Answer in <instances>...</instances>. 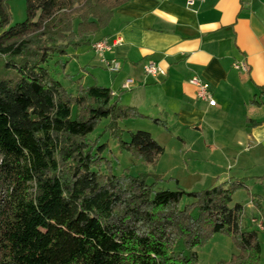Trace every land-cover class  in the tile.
<instances>
[{"label":"trees","instance_id":"1","mask_svg":"<svg viewBox=\"0 0 264 264\" xmlns=\"http://www.w3.org/2000/svg\"><path fill=\"white\" fill-rule=\"evenodd\" d=\"M7 1L0 0V264H200L197 249L217 233L240 249L222 264H260L259 231L244 226V207L233 204L245 181L186 193L158 190L147 175L112 174L105 145L89 140L103 119L120 149L147 164L165 149L146 131L122 138L119 122L144 114L111 88L71 94L55 77L67 49L91 46L132 0H27V18L15 26ZM184 197L193 202L183 205Z\"/></svg>","mask_w":264,"mask_h":264},{"label":"crops","instance_id":"2","mask_svg":"<svg viewBox=\"0 0 264 264\" xmlns=\"http://www.w3.org/2000/svg\"><path fill=\"white\" fill-rule=\"evenodd\" d=\"M116 38L106 58L120 70L105 69L121 104L166 117L178 139L221 165V176L264 169V0H132L94 40ZM148 63L166 75H147ZM193 77L210 84L215 106L197 96Z\"/></svg>","mask_w":264,"mask_h":264},{"label":"rangeland","instance_id":"3","mask_svg":"<svg viewBox=\"0 0 264 264\" xmlns=\"http://www.w3.org/2000/svg\"><path fill=\"white\" fill-rule=\"evenodd\" d=\"M26 3L27 0L7 1L11 26L22 23L27 18ZM92 40L95 41L94 38ZM89 47L67 49L66 55L60 58L61 63L54 65L55 77L71 94H76L79 86L109 87L111 74ZM140 113L144 116L119 122L122 138L129 141L132 132H149L164 147V154L155 164H147L131 152L121 150L118 140L106 128L110 120L103 119L90 135L89 140L91 142L98 140L99 145H105L103 156L110 165V172L116 176L147 175L150 177V183H157L158 190H182L186 193L201 192L233 179L245 181V187L238 189L233 195V204L243 205L244 226L257 228L259 231L262 242L260 264H264V169L258 168L261 170L257 171L252 168V170H244L243 173L234 170L232 174L234 178L231 179L221 176L217 172L221 165L201 155L199 148H190L178 139L179 135L170 127L166 117L151 114L150 111L140 110ZM156 118L163 123H156L154 121ZM102 170L105 172L106 166H102ZM191 202L193 200L186 197L182 200L183 205ZM253 218H257L263 226L258 228V225H253ZM197 251L200 264H222L230 261L233 255H238L240 249L232 237L217 233Z\"/></svg>","mask_w":264,"mask_h":264},{"label":"built area","instance_id":"4","mask_svg":"<svg viewBox=\"0 0 264 264\" xmlns=\"http://www.w3.org/2000/svg\"><path fill=\"white\" fill-rule=\"evenodd\" d=\"M161 1H168V0H161ZM205 0H187V5L189 7L195 6L197 3H202ZM122 42L121 38H116L113 41H109L107 39L97 40L95 41L91 47L93 52L96 56L99 57L101 64L110 72L112 73H118L120 70V65L115 60H109L106 58V54L113 51V49L117 46H119ZM234 68L236 70H245L247 71L248 68L246 66L235 64ZM144 71L147 75H150L154 78H159L161 76H165L166 72L163 68H161L159 65L155 63H148L144 66ZM190 83L194 85L197 88V96L203 100L208 102L210 105L215 106L216 101L213 98V93L211 90L210 84L202 81L198 77H193L190 80ZM134 84V81L132 79H127L123 85L122 88L125 91H129L132 89V86ZM114 95V93H113ZM252 224L258 225V228H261L263 226V223H259L257 218L252 219ZM260 224V225H259Z\"/></svg>","mask_w":264,"mask_h":264}]
</instances>
